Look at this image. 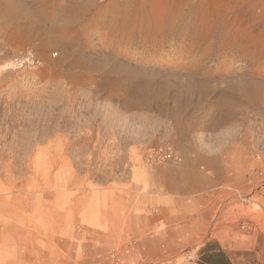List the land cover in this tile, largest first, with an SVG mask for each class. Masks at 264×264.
I'll return each instance as SVG.
<instances>
[{"label": "rangeland", "instance_id": "rangeland-1", "mask_svg": "<svg viewBox=\"0 0 264 264\" xmlns=\"http://www.w3.org/2000/svg\"><path fill=\"white\" fill-rule=\"evenodd\" d=\"M263 262L264 0H0V264Z\"/></svg>", "mask_w": 264, "mask_h": 264}, {"label": "crops", "instance_id": "crops-1", "mask_svg": "<svg viewBox=\"0 0 264 264\" xmlns=\"http://www.w3.org/2000/svg\"><path fill=\"white\" fill-rule=\"evenodd\" d=\"M210 165V164H209ZM211 167V166H210ZM202 203V202H201ZM209 211H207V210H202V211H200V215H199V217L198 218H209ZM198 225V224H197ZM195 226L196 225H194L193 227L195 228ZM199 226V225H198ZM262 264H264V262L262 263Z\"/></svg>", "mask_w": 264, "mask_h": 264}]
</instances>
